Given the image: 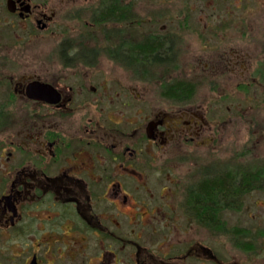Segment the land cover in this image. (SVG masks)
<instances>
[{"label":"flooded vegetation","instance_id":"af4514ba","mask_svg":"<svg viewBox=\"0 0 264 264\" xmlns=\"http://www.w3.org/2000/svg\"><path fill=\"white\" fill-rule=\"evenodd\" d=\"M50 1L0 0V38L55 32L58 12ZM115 1L103 5L96 1L90 13L94 22L86 23L93 32L91 38L80 42L71 36L60 41L62 59L94 66L107 53L112 61L127 65L136 74L158 66L167 70L169 65L178 66L181 53L171 47L170 36H166L168 52L157 61L141 60L138 51H132L139 42H117L116 30L113 36L100 38L106 33L105 22L121 19L114 15L105 18L103 12L114 6L126 11ZM195 2L202 5L196 18L202 51L217 52L220 64L264 62V0ZM171 30L177 34L176 28ZM87 40L102 43L92 46ZM243 47L250 54L242 53ZM9 48H0V249L11 252L13 264H172V255L154 253L157 233L169 232L179 224L184 229L205 224L217 235L227 232L222 228L227 220L220 214L236 209L235 204L242 206L244 200L220 197L216 204L194 206L191 194L203 178L187 190L185 203L175 204L169 186L175 185L173 179H148L152 168L166 169L163 146L176 137L178 114L161 109L147 114L146 105L138 104L130 115L126 85L80 87L75 72L64 78L57 75V79L39 74L29 77L25 72L13 77ZM189 116L185 123L198 130L200 113L191 109ZM239 165L246 174L249 166L256 174L264 171L257 163ZM228 172L225 168L221 173L227 176ZM259 183L254 188H260ZM249 191L246 187L238 199ZM258 205L264 207V201ZM209 209L214 212L211 219L204 215ZM200 210L205 213L198 214ZM263 218L254 217L260 225ZM227 234L223 236L235 251L232 264H264L262 225L255 232L243 227L239 233ZM141 240L150 245H142ZM16 245L22 248L15 256ZM168 247L170 250L172 244ZM221 254V249L213 251L202 244L188 248L185 257L204 264L210 259L229 264L221 260Z\"/></svg>","mask_w":264,"mask_h":264},{"label":"rangeland","instance_id":"374dc122","mask_svg":"<svg viewBox=\"0 0 264 264\" xmlns=\"http://www.w3.org/2000/svg\"><path fill=\"white\" fill-rule=\"evenodd\" d=\"M96 1L51 0V6L58 12L54 21L55 32L49 30L28 37H1L0 48L11 47L9 65L13 77L25 72L29 77L39 74L47 79H57V75L64 78L66 74L75 72L78 74L76 77L80 78L77 80L80 87L90 84L99 87L126 85L131 100L130 115L138 108V104L146 105L147 114H153L160 109L178 114L176 137L163 146L164 158L168 162L166 169L160 173V169L152 168L148 175L151 180L163 176L173 179L175 185L169 186L175 193V204L185 203V200L189 199L187 190H191L193 185L206 178V175L224 172L225 168L231 171L235 169L238 173L239 164L243 161L246 165L257 163L264 170V62L220 64L217 52L202 51L197 38L201 28L196 20L202 5L195 0H116L115 3H119V7L126 10L125 14L121 19L105 22L103 27L106 33L100 38L113 36L116 30L119 32V43L122 39L134 43L141 42L146 37L150 40L151 37L158 38L165 42L171 40V47L177 48L181 53L178 66L172 68L173 66L169 65V70L158 66L154 70L148 68V72L136 74L132 73L127 65L112 61L107 53L102 54L94 66L80 60L67 63L60 55L59 43L71 36L80 42L91 38L93 32L86 23L94 22L91 21L90 13ZM99 1L102 5L112 2ZM183 20H186V23ZM173 27L176 28L177 34L171 30ZM96 33L98 31L95 29L94 34ZM166 36H170V39ZM105 42L108 43L106 39ZM86 43L93 46L94 43L102 42L87 40ZM242 53L250 54L245 47L242 48ZM180 80L194 82L195 93L192 98L178 101L175 97L169 98L163 93L166 86ZM138 97L141 99L137 100ZM237 105H241V108L235 107ZM185 109L188 111L184 113ZM191 109L201 115L202 126L198 130L190 129V123H185L190 120ZM250 167L247 174H255ZM257 182L262 186L254 188L256 183L250 185V191L244 197L240 196L238 199L231 196L235 202L244 200L242 206L235 204L236 209L225 210L220 214L227 220V224L222 226L227 232L217 235L212 227L208 228L205 224L187 229L179 224L169 232L157 233L159 241L152 243L155 246V255H172V264H204L192 256H185L188 248L205 244L213 251L221 249V260L232 264L235 251H231V242L223 235L232 233L233 230L234 233H239L243 227L251 232L261 229V225L264 227V218L261 225L254 219L264 216V207L258 205L264 201V171L260 173ZM180 217L183 219L182 215H179ZM166 235L168 239L165 241ZM155 239L154 235L153 241ZM161 241L164 245L160 244ZM141 243L144 246L150 245L146 240H141ZM170 243L172 247L168 250ZM20 248L22 247L15 246V256ZM10 258L11 252L1 248L0 264H13ZM205 264L219 263L210 259Z\"/></svg>","mask_w":264,"mask_h":264},{"label":"trees","instance_id":"16d2710c","mask_svg":"<svg viewBox=\"0 0 264 264\" xmlns=\"http://www.w3.org/2000/svg\"><path fill=\"white\" fill-rule=\"evenodd\" d=\"M117 8L116 6H114ZM107 9L103 12L101 16L108 18L111 16H116L119 14V17L116 16V18H121L124 16L125 11L122 9ZM170 44V41H168ZM164 40H150L146 39V41H141L137 43V45L133 48L132 51H138V56H140L141 60L147 61H157L158 58L162 59L164 57L163 54L167 53L165 49H169L167 47V43ZM67 46V45H65ZM135 49V50H134ZM64 52L66 49H62ZM66 55V54H64ZM67 56V55H66ZM195 90V84L194 82L189 81H175L174 83H170L169 86H166L164 89V94L167 96H172L177 99H187L189 96L194 94ZM235 173H234V172ZM227 173V176L222 175V173H216L214 175V178H209L208 175H206V178L203 179L200 183L196 184L195 190L192 191L191 194V203L195 206L202 205L206 206L208 203L210 204H216L219 201L220 197H225L226 199L230 196L237 197L238 194L244 190L246 187L250 188V185L257 183V181L260 178L259 174H246L244 171H239L236 173L235 169ZM243 175V176H241ZM250 176V177H249ZM249 177V178H248ZM218 199V200H217ZM237 200V199H235ZM221 201V198H220ZM203 211V210H202ZM198 214H204L205 212H201ZM214 212L209 209L207 214H204L206 216H210L209 219L212 218Z\"/></svg>","mask_w":264,"mask_h":264},{"label":"water","instance_id":"95a60500","mask_svg":"<svg viewBox=\"0 0 264 264\" xmlns=\"http://www.w3.org/2000/svg\"><path fill=\"white\" fill-rule=\"evenodd\" d=\"M31 264H37L36 261H33Z\"/></svg>","mask_w":264,"mask_h":264}]
</instances>
